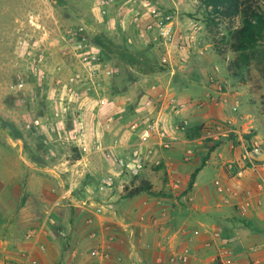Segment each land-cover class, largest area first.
Segmentation results:
<instances>
[{"label":"rangeland","instance_id":"374dc122","mask_svg":"<svg viewBox=\"0 0 264 264\" xmlns=\"http://www.w3.org/2000/svg\"><path fill=\"white\" fill-rule=\"evenodd\" d=\"M63 1L0 0V184L8 185V190L2 191L0 199L10 197L12 193L9 190L14 187L19 188L16 196L22 198L38 191V184L30 186L27 175L29 172L38 175L40 169L35 167L47 163L62 169L66 189L63 187L61 193L74 185L71 195L84 200L82 206L87 208L90 205V200H87V173L96 168L101 173L90 179L95 181L98 177L96 185L101 177L113 179L112 186L106 187L100 181L101 185L97 188V199L102 205L99 206V214L114 216L115 211L119 218L129 215L125 217L128 221L135 219L139 213L135 212V203L122 197L123 189L131 185L133 178L144 177L146 183L136 180L135 185L148 187L152 184L153 191L162 193L146 192L150 195L147 202L151 205L144 203L145 212L157 221L153 225H150L151 221L146 223L147 228L149 225L155 227L147 238V247L153 244L161 247L168 245L169 240L162 238L165 232L162 223L166 211L164 201L172 199L173 208L178 209L179 204L175 200L185 199L189 194L187 189L191 175L202 164L211 145L225 137L229 140L210 154L213 167H206L203 173V176L208 174L210 181L217 173L214 186L222 197L220 210L215 213L221 216L204 232L205 238H194V241L201 243L202 263L264 264V64L253 61L243 71L231 69L230 65L239 54L222 44L220 36L215 40L209 36L202 8H197L192 15L201 27L197 31L200 34V49L205 56L198 48L181 49L180 45L185 44L177 36L168 44H174V49L168 50L164 45L168 51L159 55L150 52V47L145 44H140L135 50L128 49L129 53L141 58L137 62L125 63L121 59L124 56L121 53L125 52L109 41L105 31L96 27L90 15L92 28H83L72 13V9L91 13L95 10L96 1L71 2L74 8L64 7ZM197 6L200 7V2ZM69 18L74 21L70 22ZM64 20L67 23L62 26L57 23ZM73 26L78 28L75 39H85L112 70L111 76L96 79L92 91L86 93L85 87L77 100L72 99L63 87L73 75L83 73L76 56L77 43L75 40L70 43L67 36L68 29ZM185 53L201 59L206 57L201 63L204 67L201 68L196 56L189 58L191 60L186 67L180 66ZM164 58L168 62H163ZM176 59L179 61L175 62ZM35 67L39 69L35 70ZM59 67L61 70H58ZM234 73H238V77ZM59 79L62 86L57 87L55 82ZM102 98L110 99L111 104L100 108L98 103ZM172 99L182 100L186 106L181 107L179 102L172 104ZM147 102L151 104L147 106ZM64 106H70L69 115L63 117L67 127L73 131L80 127L86 130L87 151L72 141L59 138L48 141L38 124L55 120L56 113ZM108 117L115 119L111 127L106 126ZM147 119L160 121L166 135L162 141L161 138H143L142 129L131 128L134 121L143 123ZM227 123H231L230 128L235 130L232 133L236 136H230L232 133L222 136L214 128L216 125L229 128L225 125ZM205 127L210 129V134L204 136ZM167 152L175 153L171 159L168 158L169 162L174 163L175 168L178 165L183 169L188 167V174H168L163 170L168 165ZM47 153L51 155L48 159L45 158ZM77 154L82 157L78 163L73 161ZM74 166L77 172L73 178L71 168ZM147 169L154 170L150 174ZM34 182L37 183L36 180ZM71 195L62 199L53 211L57 219L47 222L51 229L49 237L62 252L57 261L62 260L66 264L68 255L63 253L71 246L69 233L74 229L77 234L75 245L81 251H85L81 248L85 246H88L87 250L91 249L94 241H98L100 246L103 241H111L109 245H115V249L120 251L118 255L106 254L104 259L98 255L96 264L101 261L110 264L141 263L135 255V235L116 232L117 225L110 220L111 229L107 234L100 232V223H86L87 216L77 222L75 213L83 208L75 206ZM112 201L120 203L115 202L111 206ZM180 205L185 207V200L180 201ZM44 210L42 205L25 210L24 217H27L19 222L21 231L27 233L39 229L37 224ZM148 216L146 214V218ZM188 228L197 233L198 229L194 226L177 227L174 232ZM94 233L97 236L93 238ZM110 233H118L119 236L110 240ZM87 234L92 235V241L87 240L90 238ZM176 240L174 246L182 250L183 240ZM241 240L249 243L242 246V250ZM178 241L180 244H176ZM52 243L44 241L46 249L39 250L47 251L52 248ZM182 253L176 251L173 257L187 263L189 251L183 253L186 256ZM184 257L188 260H183Z\"/></svg>","mask_w":264,"mask_h":264},{"label":"crops","instance_id":"0c3cea01","mask_svg":"<svg viewBox=\"0 0 264 264\" xmlns=\"http://www.w3.org/2000/svg\"><path fill=\"white\" fill-rule=\"evenodd\" d=\"M95 1L96 7L95 10L91 13H85L78 10L76 11L74 9H72V13L75 14L79 21V24L83 28H92L93 25L89 21L90 15L92 17L91 19L94 20L96 27L103 29L105 31V36H108L109 41L115 44L116 46L125 47L129 50H135L140 44H145L146 46L148 45V48L150 47V52L157 53L158 55L160 53L167 52L168 50L174 47V44H171L169 46L167 45L168 47L166 46L168 50L164 48V45L166 44L159 40L157 35V28H154V30L147 34L145 37H141L142 33L145 30V26L153 22L151 17L148 16L147 10L143 7L145 1H150L154 7L160 9L166 20L172 22V24L175 25L177 34L184 33L186 39L185 41H187V48H198L199 50H201V55L205 54V52L200 49V34L198 31L195 30V26L198 27V30L201 27L198 22H196L197 20H195V15H192L198 8L196 0H111L103 8H101V6L99 5V0ZM71 2L77 3L81 2V0H65L63 1L64 7L65 5L73 7ZM135 17L139 18L138 23L135 22ZM69 20L70 22L74 21L70 18ZM195 22L197 25H195ZM57 23H59L60 25H64L67 23V20ZM190 36L194 37V43L192 44L188 43V39ZM185 41H183L182 43L186 44L184 43ZM146 54H149V52ZM194 56L196 55L185 53L183 56V61H180L183 65L180 66L186 67V63H189V61L191 60L189 58ZM205 58L201 59L197 57V61L200 62L199 65H201V68L204 67V65H202L201 63L202 60H204L205 62V60L207 59ZM177 61L179 60L176 59L175 62ZM208 82L209 80L207 81V83ZM176 102H179V100L172 99V104ZM179 103L181 104V107L186 106V103H184V101L182 100H180ZM131 136L136 138V135L134 134H132ZM173 154L175 153L170 154V152H167L166 159L168 165L163 170L168 174H188V167L183 169L181 166L178 165L177 168H175V166H173L174 163L169 162L170 160L168 158L171 159V157L174 156ZM50 156L51 155L47 153L45 158L48 159ZM211 163L212 157L208 161V164L204 168H202V170L198 173L192 190L189 192L185 199L183 198L182 200H180L181 202L185 200V207H183V205H180V201L177 199L175 200V202L177 203V205L179 204L178 209L173 208L174 201L172 199H166V201H164L166 211L164 217H162V223H164L165 232L162 235V238L164 237V240L169 239L167 240L168 245L165 244L164 246L157 247L156 244H153L147 247V238L150 236L149 234L151 230L155 228L154 226L150 225H153L154 222L157 223V221L155 220L156 218H153L150 213L145 212L144 203L148 204L147 197L150 196L146 192L129 198L130 203L133 202L137 205H135L137 207V210L135 209V212H138L139 214L135 215V219H128L127 221V218L125 217H129V215L125 217L122 216L119 218L115 211L113 212L114 216L99 214V206L102 205L97 199V197L99 196V191L97 188L101 185L100 181H102L101 179L103 178H99L98 185H96V180L98 179V177H96L95 181H90L92 176H94L95 174V176H98V174L101 173L96 168H91L87 173V179L89 180V183L86 185V189L89 191L87 200H90V205L87 208L82 206L84 200H79L75 198V196L71 195L70 191L74 190V185H71L70 190H68L72 197V201L75 202V206L83 208L82 210H77V212L75 213L76 220L78 222L83 216H87L88 220L86 223L93 224L94 222H97V225L98 223H100V232L103 234H107L111 229V225L109 223L110 220L117 225V228H115L116 232H119L122 235L126 232H130L131 234L135 235L137 239V244L135 245V255L137 256L139 262H141L135 264H210L205 262L202 263L201 243L197 242L198 240L194 241V238L199 240L205 238L206 233L204 232H206V230L211 227V223L214 220H218L221 216H218L215 213L220 210V198L222 197L221 194L216 191L214 186V181L218 177L217 173L214 171L215 177L212 181L207 179V173V175L205 174L203 176L204 169L206 167H213L211 166ZM169 164L172 165L170 166ZM64 166L67 167V165ZM35 168L40 169V173L36 175L34 172H29L27 176L29 179L30 186H35L38 184V191H33L28 197L22 198L20 196H16L18 194L17 191L19 190V188L14 187L9 190L12 193L10 197L7 196L3 200L0 199V207L2 208L0 209V252L2 253V255L0 254V264H51L52 262L55 264L56 262H59V264L65 263H62V260L57 261L61 257L62 252L58 250L59 245L56 246V244L52 243V240L49 237V235H51V229L47 226V222L49 221V219H52L54 221L57 219L56 214H52L51 217H48L49 211L51 209L52 211H54L62 202L61 197L67 191L61 193V190L63 189V187L66 186V181L62 177V169L58 166L51 167L47 165V163H43L42 167L36 166ZM147 170V173L150 172L151 174V170L154 169ZM212 170L214 169L212 168ZM71 172L74 178L77 172L76 166L71 168ZM34 180H36L37 183H35ZM6 184H0V195L2 194V191L8 190V185ZM64 189H66V187ZM70 195H66L65 197H70ZM57 201H60L59 205ZM112 202L113 204L111 203V206H114V203L118 201ZM123 202L125 201L123 200ZM119 203L120 202H118L117 204ZM36 205H42L45 210L44 213H42L41 215L40 222L37 224V226L39 227V234L37 238L30 240L26 237V233H24V231H21V226L19 225V222H23L24 219L27 217H24L25 210H27L31 206ZM148 205H151L150 202ZM81 212H83L84 214H82ZM146 214L150 216L146 218ZM148 222L151 223L148 227L149 229L146 225V223ZM186 226H194V229H198L196 230L197 236L196 234H194L191 228L180 231L177 230L178 232H174L175 228H186ZM110 235H112L109 237L110 240L116 239L119 236L118 233H110ZM87 236L90 237L87 238V240L92 241V235L87 234ZM96 236L97 234L94 233L93 238ZM180 238L183 240V247H180L183 248L182 250H178L176 248L178 246H174V241L176 239L179 240ZM76 239L77 234L76 231H74L73 229L69 233V240L71 246L70 248H68L66 253H63L65 255H68L66 264H96L98 255H102L104 259V256L106 254L118 255L120 252L118 249H115V245H109L111 241H103L101 242V246L97 243L98 241H94L92 243L93 246L91 247V249L87 250L88 246H85L81 248L87 251H81V249L75 245ZM44 241L52 243V248H48L47 251L42 252L39 250L40 246L39 248L37 246L38 244H44ZM157 241L158 240H156V242ZM161 244L162 243H160L159 246ZM176 244H180L179 241L176 242ZM240 244L241 250L243 249L242 246H244L245 244L246 246L247 244L249 245L248 242H243L242 240L240 241ZM206 245L209 244L206 243ZM185 250H188L190 254L189 260L187 259V263L181 262L179 259H175L173 257L176 254V251L185 253ZM143 254H146L148 256L145 257L143 256ZM90 255L93 256L91 257ZM183 256L186 255L184 254ZM32 260L34 261V263ZM101 262L102 263L100 264H110V262Z\"/></svg>","mask_w":264,"mask_h":264},{"label":"built area","instance_id":"2783aa9c","mask_svg":"<svg viewBox=\"0 0 264 264\" xmlns=\"http://www.w3.org/2000/svg\"><path fill=\"white\" fill-rule=\"evenodd\" d=\"M111 0H99V5L101 8L105 7ZM197 2V0H196ZM198 3V2H197ZM143 7L147 10L148 16L151 17L152 23H149L145 26V30L142 33V37H145L147 34L152 32L154 28L158 29V38L160 41H162L164 44L168 45L171 43L177 36H179L181 42L185 41V36L181 33L177 34L175 25L172 24V22L165 19L163 13L160 11L159 8L154 7L150 1H145L143 4ZM104 13V11H103ZM135 22H139V18L135 17ZM77 27L73 26L68 29V40L69 42H73L74 40L77 43L76 46V56L79 60V66L81 67L83 73H76L69 79V83L64 87V90L66 93H68L72 99L77 100L81 97V94L84 92L83 89L86 87V93L92 91L93 86L96 84V79L100 76L108 77L112 75V70L109 69L107 63L102 59L100 54L93 50L89 44L83 40H76L75 37L77 35ZM195 30H198V27L195 26ZM185 45H180L181 49H186L187 41H185ZM188 43L192 44L194 43V37L190 36L188 39ZM201 53V51H200ZM167 58V57H166ZM164 58L163 62H168V60ZM38 67H35V70H38ZM58 70H61L59 67ZM57 87L62 86L61 80H57L56 82ZM91 84V85H90ZM24 86V82L21 83V87ZM111 104V100L107 98H102L99 100V107L105 108L108 107ZM151 103L147 102L146 105L149 106ZM70 112V106H64L61 111H58L56 113V119L52 120L50 123L47 124H38L41 126L43 133L45 134L48 141H52L55 138H59L64 141H72L78 146H80L84 151L88 150V147L86 146L87 143V134L84 127H80L77 130L73 131L69 129L66 125V121L63 118L64 115H69ZM62 116V117H61ZM115 122L114 117H108L106 118V126L111 127L113 126ZM231 123H227L225 128L220 125H216L214 128L219 131V133L222 136L229 135L232 132H235V130L230 128ZM131 128L133 130L142 129V136L143 138H161L162 139L166 136L164 131L162 130L161 123L159 120H150L147 119L143 123H140L138 121H134L131 124ZM164 144V143H163ZM171 144V142L169 143ZM167 146V143H165ZM94 146V145H92ZM98 148V147H97ZM135 154H138L137 152ZM102 183L106 187H110L113 184L112 178H104L102 180ZM69 196L70 193L67 191L61 199H64L65 196ZM60 199V201H61ZM60 201H57L58 205ZM86 204V203H85ZM53 211L52 209L49 211V216L51 217ZM50 222H54V220L49 219ZM39 234L38 229L30 230L26 233V237L30 240H33L37 238ZM41 250H45L46 247L44 244L40 245ZM95 255V254H94ZM183 260H187V257H184ZM34 263V261H33Z\"/></svg>","mask_w":264,"mask_h":264},{"label":"trees","instance_id":"16d2710c","mask_svg":"<svg viewBox=\"0 0 264 264\" xmlns=\"http://www.w3.org/2000/svg\"><path fill=\"white\" fill-rule=\"evenodd\" d=\"M197 1L200 2V7L198 8L204 9L205 27L209 36H212L214 40L217 39V36H220L222 44L228 46L231 51L239 54L237 60L230 65L232 66L231 69H236V72L243 71L253 61H257L261 65L264 64V0ZM221 30L224 31L221 32ZM119 49L125 52L121 53L124 55L121 59L129 64L137 62L140 58L136 54L129 53V50L125 47H119ZM234 76L238 77V73H234ZM197 129L199 130L200 128ZM209 132L210 129L206 127L203 129L204 136L209 135ZM200 133L202 134L201 129ZM233 134L230 136H236ZM228 140L222 137L216 144L211 145L206 158L191 175L187 192L192 190L197 175L206 166L210 154L217 146ZM81 158V155L77 154L73 161H79ZM143 178L138 176L133 178L131 185L124 187L122 197L130 198L143 192H149L155 195L162 194L161 192L157 193L153 191L152 184H149L148 187H142V185L136 186V180H141L140 182L142 184L146 183Z\"/></svg>","mask_w":264,"mask_h":264}]
</instances>
